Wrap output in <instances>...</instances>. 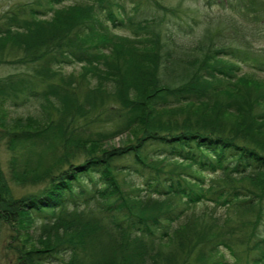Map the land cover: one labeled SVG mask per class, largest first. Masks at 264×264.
Listing matches in <instances>:
<instances>
[{
	"label": "trees",
	"instance_id": "obj_1",
	"mask_svg": "<svg viewBox=\"0 0 264 264\" xmlns=\"http://www.w3.org/2000/svg\"><path fill=\"white\" fill-rule=\"evenodd\" d=\"M44 1L0 28V65L26 68L0 77L6 255L15 264H264V83L248 91L238 73L264 72V48L252 43L264 0H204L239 13L232 45L226 22L200 27L188 14L201 6L181 0H128L134 12L154 8L151 19L126 16V0ZM189 22L197 33L183 42L172 30L188 34ZM63 64L80 71L65 75ZM32 99L37 113L6 122L9 103ZM8 180L31 189L15 195Z\"/></svg>",
	"mask_w": 264,
	"mask_h": 264
},
{
	"label": "rangeland",
	"instance_id": "obj_2",
	"mask_svg": "<svg viewBox=\"0 0 264 264\" xmlns=\"http://www.w3.org/2000/svg\"><path fill=\"white\" fill-rule=\"evenodd\" d=\"M36 1H42L44 4V0H0V28L3 27V25L6 23L8 17L13 13H17L20 15L19 12H22L21 9H25L24 12L27 13L26 10H29L30 6ZM218 1V0H217ZM69 1H65L60 3L62 6H64L65 3H68ZM173 2H178V0H168V3L173 5ZM182 4H190L191 6H198L200 5L201 7L199 8L197 13H189L188 15L190 16H195L199 19H202V25L199 24L200 27H204L208 25L209 23L213 21V19L218 18L222 20L223 22H226V26L222 32V40L223 43L225 44H230L232 45L233 39H231V33L232 29L231 27H235L236 25H239L243 28L244 22L241 19L239 13L237 11H234L233 9H229L227 5H224L223 8L219 7L217 5H213L209 7L208 10V5L204 0H198L197 3H190L189 0H181ZM61 5H57L56 7H60ZM66 5V4H65ZM125 6H126V16H134V17H139V18H144L148 17V19L153 18V10L154 8L148 7V6H142L138 9L137 12H134L132 9V4L126 0L125 1ZM45 8V6H43ZM43 8H38L39 10H43ZM208 13V14H207ZM180 16H184V14H180ZM203 16V17H202ZM181 19H185L184 17H180ZM190 21V20H189ZM181 20L175 19L173 20V26L172 29L178 24L181 23ZM219 22V21H218ZM243 22V23H242ZM200 23V22H199ZM189 29H183L188 34L180 33L179 31L172 30L175 34L176 37L185 42L193 38L196 33H197V27L193 26V23L189 22ZM219 29H222L218 26ZM257 31H260V37H255L252 39L253 46L254 48L260 49L264 48V24L257 26L256 28ZM116 33L118 34H128V32L124 29H117L115 30ZM244 33H246L244 31ZM232 43V44H231ZM237 47H240L242 43H239L238 40L235 42ZM12 59V58H11ZM222 64V63H220ZM219 65V64H217ZM241 65V64H240ZM239 65V66H240ZM26 68L22 66H15V65H5L2 64L0 65V77H4L8 74L19 72L21 70H25ZM240 71L238 72L241 74V78L243 79L245 85L247 88L246 90H256L254 88V82H259V83H264V72L258 71L256 69H253L251 67H247L245 65L240 66ZM62 72L67 75L70 73H73L74 75H77V73L80 71L79 66H66L65 64L62 65ZM240 78V79H241ZM234 79V78H232ZM242 81V82H243ZM15 103H9L8 104V116L6 122H9L10 124L14 123V120L18 116H26L28 114H35L37 113L38 110V104L35 99H32L28 102H23L21 100L15 101ZM13 122V123H12ZM126 138L125 134H121L118 137L114 138L110 142H108V145H119L123 141V139ZM9 156V150L6 149L5 143L1 144L0 146V165L2 170L5 172V175H7V167H6V161ZM6 178H9V174L6 176ZM8 185L11 187L13 193L15 195H19L23 192H27L31 188L29 187H21L20 185H17L13 183L12 181L8 180ZM9 241V232L7 233V228L0 226V264H15L14 258L10 255H6V251L4 250V246L6 245V242ZM12 242V241H10ZM9 242V243H10ZM5 256V258L2 260V257Z\"/></svg>",
	"mask_w": 264,
	"mask_h": 264
}]
</instances>
